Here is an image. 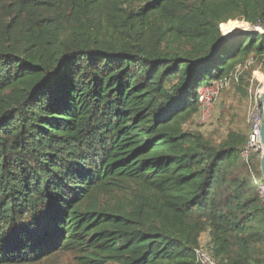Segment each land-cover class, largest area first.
Wrapping results in <instances>:
<instances>
[{
    "label": "trees",
    "instance_id": "16d2710c",
    "mask_svg": "<svg viewBox=\"0 0 264 264\" xmlns=\"http://www.w3.org/2000/svg\"><path fill=\"white\" fill-rule=\"evenodd\" d=\"M259 25L264 0H0V264H201L204 233L217 264H264L248 135L185 128L264 59Z\"/></svg>",
    "mask_w": 264,
    "mask_h": 264
},
{
    "label": "rangeland",
    "instance_id": "374dc122",
    "mask_svg": "<svg viewBox=\"0 0 264 264\" xmlns=\"http://www.w3.org/2000/svg\"><path fill=\"white\" fill-rule=\"evenodd\" d=\"M233 17V20L226 22L225 31L220 25L224 36L233 37L242 31H250V23L238 15ZM254 29L264 32V25L256 26ZM245 69L251 72L246 80L249 85L240 90L236 77L244 73ZM233 75L234 79H228L224 84L214 81L213 86L205 85L199 89L203 97L202 105L185 124L186 129L201 132L207 139L217 144L224 141L231 131L248 135L251 128L250 117L256 102L262 111V101L259 96L264 93V59L259 60L252 56L245 65L239 64ZM256 95H258V101H256ZM207 241V233L202 234V245H206ZM71 262H73L72 256L66 254L61 256L58 264H70Z\"/></svg>",
    "mask_w": 264,
    "mask_h": 264
},
{
    "label": "built area",
    "instance_id": "2783aa9c",
    "mask_svg": "<svg viewBox=\"0 0 264 264\" xmlns=\"http://www.w3.org/2000/svg\"><path fill=\"white\" fill-rule=\"evenodd\" d=\"M260 30V29H259ZM258 95H256V101H258ZM261 99V96H259ZM251 128L248 133L247 143L244 146L241 154L246 163L251 166V159H258L263 152V145L261 141V125H262V111L258 102L255 103V107L250 117ZM258 193L264 202V181L258 184ZM197 261L201 264H217L212 253L206 249L205 245H202L197 253Z\"/></svg>",
    "mask_w": 264,
    "mask_h": 264
},
{
    "label": "water",
    "instance_id": "95a60500",
    "mask_svg": "<svg viewBox=\"0 0 264 264\" xmlns=\"http://www.w3.org/2000/svg\"><path fill=\"white\" fill-rule=\"evenodd\" d=\"M261 101H262V125H261V141L263 145V152L260 157V170L264 179V93L261 96Z\"/></svg>",
    "mask_w": 264,
    "mask_h": 264
},
{
    "label": "bare ground",
    "instance_id": "6f19581e",
    "mask_svg": "<svg viewBox=\"0 0 264 264\" xmlns=\"http://www.w3.org/2000/svg\"><path fill=\"white\" fill-rule=\"evenodd\" d=\"M255 28V27H254ZM261 29V28H260ZM256 30H258V29H256Z\"/></svg>",
    "mask_w": 264,
    "mask_h": 264
}]
</instances>
